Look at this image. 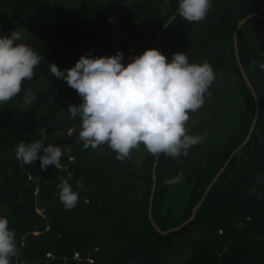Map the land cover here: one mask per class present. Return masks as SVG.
Returning <instances> with one entry per match:
<instances>
[{"label": "trees", "instance_id": "16d2710c", "mask_svg": "<svg viewBox=\"0 0 264 264\" xmlns=\"http://www.w3.org/2000/svg\"><path fill=\"white\" fill-rule=\"evenodd\" d=\"M177 6L178 0H0V36L16 28L22 33L18 43L43 57L20 93L0 105V216L15 231L18 249L10 264H264L260 18L248 19L236 37L240 63L258 101L249 140L232 156L190 222L167 235L149 222L154 162L151 217L166 231L190 217L254 118V100L235 59L233 34L248 14L264 17V0H211L200 22L181 18ZM172 16L159 38L163 55L170 59L185 52L190 63L209 62L215 74L203 106L190 112L186 123L189 134L206 133L204 139L178 158L161 153L156 159L143 146L124 160L116 159L106 144L83 149L80 118H71L67 111L80 97L64 80L51 76L48 63L65 69L89 50L93 56L119 50L126 64L145 49H156V36ZM27 89L34 95L31 104L22 103ZM230 112L237 113L235 127L226 132L219 122ZM41 129L45 146L70 148L59 168L41 170L39 160L24 164L16 158V145L40 139ZM178 173L183 179L177 183ZM65 179L78 192L70 210L58 197V185ZM178 184L189 187L181 210L174 213Z\"/></svg>", "mask_w": 264, "mask_h": 264}, {"label": "clouds", "instance_id": "9594fccd", "mask_svg": "<svg viewBox=\"0 0 264 264\" xmlns=\"http://www.w3.org/2000/svg\"><path fill=\"white\" fill-rule=\"evenodd\" d=\"M211 0H178L176 13L189 22L205 19ZM111 20V18H109ZM22 33L15 29L0 36V105L21 91L25 80H31L41 57L30 46L18 43ZM123 53L93 56L91 50L81 55L74 65L60 69L49 64L51 76L64 80L75 89L81 102L69 104L71 118H80L78 138L82 148L96 149L107 145L124 160L133 149L143 146L152 154L163 153L171 158L187 155L190 147L198 145L204 135L188 133L189 113L204 104V96L215 79L209 62L190 63L185 52H176L170 59L155 48H147L123 63ZM255 65V61H252ZM259 67L264 70V63ZM34 95L25 91L23 104H31ZM40 139L20 142L15 147L16 158L24 164L39 160L40 169L61 167V157L70 151L60 146H45V130ZM261 177H258V180ZM183 179L178 173L175 182ZM78 187H83L77 182ZM58 197L65 209H72L78 192L68 180L58 185ZM15 231L9 228L7 217L0 216V264H10L17 254Z\"/></svg>", "mask_w": 264, "mask_h": 264}, {"label": "water", "instance_id": "95a60500", "mask_svg": "<svg viewBox=\"0 0 264 264\" xmlns=\"http://www.w3.org/2000/svg\"><path fill=\"white\" fill-rule=\"evenodd\" d=\"M251 17H256V18H260L262 20H264V17L260 16L259 14L257 13H250L248 14L245 18H243L242 20L238 21L237 23V26H236V29L234 31V34H233V46H234V55H235V59H236V62L238 64V67H239V70H240V73L242 75V78H243V81L245 83V85L247 86V88L251 91V94H252V97H253V100H254V118H253V122L248 130V134L247 136L245 137V139L243 140V142L240 144L239 147H237L236 149H234L232 151V153L228 156L227 160L225 161L224 165L222 166V168L217 172V174L214 176V178L210 181V183L208 184L206 190L204 191V194L203 196L200 198V200L198 201V203L193 207L192 211H191V215L190 217L185 221L183 222L181 225H179L178 227H175V228H172V229H169V230H166V231H162L160 230L157 225L155 224V222L153 221L152 217H151V208H152V200H153V196H154V192H155V189H156V176H155V169H156V162L153 163V166H152V170H151V181H152V185H151V190H150V195H149V206H148V211H147V214H148V219H149V222L150 224L152 225V227L160 234V235H167L168 233H172L174 231H177L179 230L180 228H182L184 225H186L188 222H190L194 216H195V213L196 211L200 208L203 200L205 199V197L207 196L210 188L212 187V185L214 184V182L217 180V178L221 175V173L224 171V169L226 168V166L228 165L230 159L232 158V156L242 147L246 144V142L249 140V137L253 131V128H254V125L256 123V118H257V115H258V101H257V98H256V95H255V92L242 68V65L240 63V60H239V56H238V52H237V41H236V37H237V32L238 30L240 29V27L248 20L250 19ZM174 19V16H172L168 21L167 23L160 29L159 33L157 34L156 36V39H155V47L157 50H159L162 53V50L160 49L159 47V38H160V34L161 32L164 30V28L166 27V25ZM160 155V154H159ZM159 155H155V158L157 159L159 157Z\"/></svg>", "mask_w": 264, "mask_h": 264}, {"label": "rangeland", "instance_id": "374dc122", "mask_svg": "<svg viewBox=\"0 0 264 264\" xmlns=\"http://www.w3.org/2000/svg\"><path fill=\"white\" fill-rule=\"evenodd\" d=\"M264 53V49L262 50ZM239 112V109L237 108V113ZM237 113L234 114L232 112H230L227 116H225L226 118L219 122L220 125H222V129L226 132H229L233 127H235V123H233L236 119ZM209 145V143H207ZM176 187H180L181 190L175 192V194L172 197V211L174 213H178L182 206H183V202L185 201V197L187 194V190L189 186H184V185H180L178 184Z\"/></svg>", "mask_w": 264, "mask_h": 264}]
</instances>
